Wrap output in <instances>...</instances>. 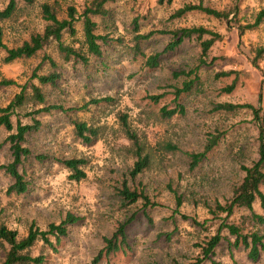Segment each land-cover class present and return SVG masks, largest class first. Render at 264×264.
Returning a JSON list of instances; mask_svg holds the SVG:
<instances>
[{
    "label": "rangeland",
    "instance_id": "obj_1",
    "mask_svg": "<svg viewBox=\"0 0 264 264\" xmlns=\"http://www.w3.org/2000/svg\"><path fill=\"white\" fill-rule=\"evenodd\" d=\"M44 1L52 0H34L30 5L19 2L20 10L0 22L3 43L8 48L42 31L45 22L39 11ZM57 1L62 9L73 6L81 13L91 0ZM187 3H202L221 11L236 7V11L230 12L227 19L199 10L172 17L177 8ZM6 4V0H0V10ZM105 6L109 9L106 18L93 17L96 33L103 36L102 54L90 57L85 64L62 61L52 45L34 57L7 64L1 60L5 50H0V80L14 81L0 85L1 106L25 83H37L33 73L56 71L59 78L55 84L42 85L46 98L42 105L56 104L66 109L36 115L41 126L23 143L32 154L18 165L27 183L25 192L7 193L14 179L0 169V221L22 236L32 223L45 229L49 223H59L67 213L78 217L68 225L67 235L55 244V250L44 246V264H191L200 257L201 245L216 233L220 223L240 224L241 216L247 213L236 209L225 217L209 210L230 197L243 177L241 165H250L257 157L258 124L251 109L219 110L216 105L251 104L264 111V58L257 61V66L251 61L254 48L264 45V16L254 29L239 34L237 28L253 23L259 11L264 10V0H172L169 4H158L157 0H111ZM198 25L221 35L207 50L204 64L200 63L201 47L195 38L163 52L170 40L168 31ZM75 27L76 37L81 39V20ZM136 31L153 32L140 42L144 56L132 50ZM155 53H160L159 64L149 68L146 56ZM46 56L56 60L55 68ZM180 71L189 74H178ZM227 71L231 72L217 76ZM185 80L192 83L191 90L179 97L184 112L162 117L160 109L174 107L173 89L181 87ZM232 83L233 88L225 92L223 88ZM154 95H160L157 101L150 98ZM103 97L109 100L80 109L89 100ZM38 107L26 103L16 109L13 124L30 123L26 112ZM120 115H125L131 129L155 154L152 165L135 178L128 174L133 158L126 152L124 145L128 142L118 130ZM74 121L105 126L103 137L83 143L74 134ZM210 134H219L217 144L191 169L188 154L202 151ZM7 135L0 127V164L12 161ZM165 142L176 145L177 150L163 151L161 144ZM37 154L47 158L39 161L33 156ZM70 157L86 160L85 177L79 181L69 179L68 170L53 159ZM124 180L131 189L142 190L149 203L139 198L123 204L118 191ZM261 189L264 192V184ZM253 208L262 212L258 202ZM123 222H127L129 248L96 259L104 238ZM219 233L221 239L214 254L202 264H264L263 252L252 262L240 242L232 245L234 236L226 228ZM2 256L0 248V263Z\"/></svg>",
    "mask_w": 264,
    "mask_h": 264
},
{
    "label": "trees",
    "instance_id": "obj_2",
    "mask_svg": "<svg viewBox=\"0 0 264 264\" xmlns=\"http://www.w3.org/2000/svg\"><path fill=\"white\" fill-rule=\"evenodd\" d=\"M6 6L0 10V22L12 18L15 13L20 10L19 2L30 5L34 0H6ZM111 0H91L78 13L73 6H67L62 9L57 0L44 1L40 4V16L45 22L41 32H34L29 37L23 40L20 45L8 48L3 43V31L0 26V50H5V55L2 57V62L7 64L17 59L31 58L36 56L39 52L52 46H55L57 55L62 61H76L83 64L88 62L90 57H100L102 54L103 36L96 33L97 23L93 19L95 16L106 18L109 15V9L105 4ZM172 0H157L158 4H169ZM192 10H199L207 15H211L217 19H227L230 12H235L236 7L230 11H221L210 6H205L202 3L192 4L187 3L182 7L177 8L172 17H181L185 13ZM264 10L259 11L253 23L247 25H238L239 34H242L245 29L256 28L263 20ZM81 20L82 24V38L77 39L75 23ZM135 25V30L137 29ZM149 32L146 34L135 33L133 52L135 55L140 54L144 56L140 48V42L151 36ZM170 40L163 49V52L173 50L181 44L185 39L195 38L201 47L200 63H205L204 57L211 45L221 38V35L212 31L203 25L198 26H183L168 31ZM204 35H208L204 39ZM69 39L66 41L65 39ZM252 56V64L257 66V61L264 58V45H259L254 48ZM160 53H155L146 56L145 64L149 68H155L159 64ZM52 68L57 66L56 60L50 56L46 58ZM191 72V71H190ZM231 71L218 73L220 75H228ZM175 74V72L173 73ZM178 74L188 75L189 72L180 71ZM36 77L37 83H25L20 87V91L16 93L12 99L4 106L0 105V127H3L8 135L6 140L9 142L12 161L8 164H0V169L10 174L14 181L7 188V193H22L27 190V183L23 178V174L18 171V165L26 161L31 156L32 151L23 143L27 136L36 132L40 126V121L36 115L41 112H50L51 110H66L61 105L49 104L42 105L46 102L42 85H54L59 73L56 71L48 74L33 73ZM192 81H183L181 87L173 89L174 107H162L160 114L164 118H171L175 114H182L184 112L183 106L179 101L181 93L191 90ZM14 84L12 79L2 78L0 85ZM233 88V83L224 87L225 92H229ZM160 95H154L150 98L157 101ZM260 99V96H259ZM108 97L95 98L88 101L80 107L85 109L88 104H97L101 101H108ZM26 103L38 108L26 112L30 117V123H21L16 121L15 125L12 122V116L15 115L16 109L21 108ZM247 107L251 109L253 119L258 124L257 136V157L250 165H241L243 171L242 179L233 187L230 197L224 202H216L214 207H210V213L213 215L225 214L229 217L236 209H244L247 211L245 216H241L240 224L235 223H220L215 234H213L201 245L200 257L191 264H202L205 260L211 258L214 254L215 248L218 246L221 235L220 230L226 228L231 236H234L232 245L237 246L240 242L247 250V257L256 262L261 252L264 253V192L261 186L264 184V111L260 107H254L251 104H233V103H218L216 109L231 110L234 108ZM73 109V108H72ZM70 109V110H72ZM120 124L119 132L128 142L124 148L129 156L133 158V163L128 171L130 178H135L136 175L148 169L155 159V154L152 147L146 144L140 136L131 129L125 115L119 116ZM74 134L80 138L85 144H90L103 137V129L105 126H94L85 121H74ZM13 129L15 131H13ZM102 130V131H101ZM219 134H210L206 139L202 151L192 152L188 154V166L193 169L206 158L208 152L217 144ZM163 151L177 150V146L165 142L161 144ZM39 161L45 160L46 155H33ZM58 161L69 172V179L79 181L85 177L84 165L86 160L84 158L70 157V158H53ZM119 195L123 204H131L136 202L139 198L149 203L148 197L142 190L131 189L124 180L119 189ZM258 202L261 213L256 212L253 204ZM179 203V200H178ZM78 217L72 213H67L63 220L59 223H49L45 229H40L35 224H31L25 235L20 236L18 231L7 227V225L0 221V248L3 250V256L0 264H44L46 254L44 253V246L51 250H55V244L59 243L61 237L67 235L68 225L76 222ZM222 220V219H221ZM127 222L118 224L115 231L110 237L104 238V246L99 250L96 259L101 256H109L110 254L129 248L127 235L125 233V225ZM250 227L246 232L244 230ZM263 228V230H261ZM53 239V240H52ZM37 253H34L35 250ZM236 264V263H235Z\"/></svg>",
    "mask_w": 264,
    "mask_h": 264
}]
</instances>
